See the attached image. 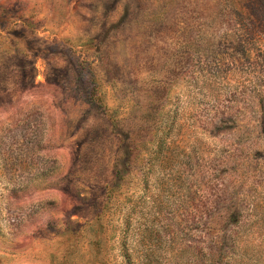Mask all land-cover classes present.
Returning a JSON list of instances; mask_svg holds the SVG:
<instances>
[{
    "label": "rangeland",
    "instance_id": "1",
    "mask_svg": "<svg viewBox=\"0 0 264 264\" xmlns=\"http://www.w3.org/2000/svg\"><path fill=\"white\" fill-rule=\"evenodd\" d=\"M0 264H264V0H0Z\"/></svg>",
    "mask_w": 264,
    "mask_h": 264
}]
</instances>
